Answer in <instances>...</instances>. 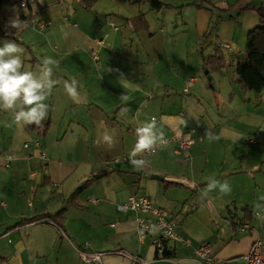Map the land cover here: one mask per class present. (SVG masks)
Masks as SVG:
<instances>
[{"label": "crops", "instance_id": "obj_1", "mask_svg": "<svg viewBox=\"0 0 264 264\" xmlns=\"http://www.w3.org/2000/svg\"><path fill=\"white\" fill-rule=\"evenodd\" d=\"M233 1L228 7L206 2L223 10L239 0ZM161 2L173 10L156 12L115 0H100L91 9H84L81 0H34L19 12L25 26L14 35L23 51V70L38 72L46 56L57 61L50 66L56 83L45 101L46 116L54 127L55 113L89 115L90 154L73 166L58 151L48 159L46 174L44 163L40 158L35 162L31 153L8 174L7 187L0 190V264H85L79 255L83 249L102 253V264H199L196 250L203 243L228 264H243L258 235L264 240V93H244L233 74L245 52L244 42L235 38L244 33L247 40L258 15L254 10L216 14L201 4L186 12L180 0ZM263 3L247 0L244 5L259 8ZM7 9L0 6L4 30ZM140 13L149 33L134 31L132 20ZM216 15L219 21L211 27ZM210 29H217L221 40L207 46L209 58L216 46L226 49L233 72H211L208 83L197 76L207 60L203 38ZM9 39L0 35V47ZM120 73L134 90L121 86ZM72 78L79 82L74 98L64 89ZM123 93L127 100H121ZM152 117L170 142L138 169L123 158L135 146V128ZM52 126L44 139L56 146L65 135L59 140L58 133L50 142ZM105 133L112 136L111 144L103 142ZM34 135L40 142L34 149L41 150L43 139ZM187 137L195 140L188 157L178 152V141ZM209 178L227 180L231 192L216 189L204 196ZM131 195L147 197L176 224L178 238L166 243L172 258L161 257L152 245L155 227L140 240L137 221L144 216L122 208ZM62 210L64 232L49 221L19 225ZM245 224L249 228L241 231Z\"/></svg>", "mask_w": 264, "mask_h": 264}, {"label": "clouds", "instance_id": "obj_2", "mask_svg": "<svg viewBox=\"0 0 264 264\" xmlns=\"http://www.w3.org/2000/svg\"><path fill=\"white\" fill-rule=\"evenodd\" d=\"M21 7H25V5L22 4ZM7 26L17 30L25 26L19 18L18 11L13 18H10ZM21 53V47L14 40H4L3 47H0V110L11 112L17 125H39L47 115L48 105L45 101L56 83L52 79L53 68L50 66L57 64V61L46 56L42 59L38 72L25 71ZM115 71L119 72V69ZM119 83L127 91L134 90V84L130 79L125 78L123 73H120ZM78 84L79 82L75 78L64 82V89L69 97L74 98L78 95ZM120 98L127 100V95L123 93ZM206 134L209 139L213 138L207 131ZM135 135L136 143L129 153L128 159L133 167L139 169L149 163L142 154L153 151L157 145L167 144V141L163 131L158 128L156 117L138 125L135 128ZM102 140L108 144L113 142L112 136L107 133L103 135ZM216 189L222 194L231 192L227 180L221 182L215 178H209L204 196ZM260 199H264V197H260Z\"/></svg>", "mask_w": 264, "mask_h": 264}, {"label": "rangeland", "instance_id": "obj_3", "mask_svg": "<svg viewBox=\"0 0 264 264\" xmlns=\"http://www.w3.org/2000/svg\"><path fill=\"white\" fill-rule=\"evenodd\" d=\"M21 1L22 0H19L18 3L13 4V5H7L9 6V9L5 10L3 12L4 14L2 15H6V17L8 18V21L10 20V18H13L16 15L17 11L20 12L23 10V8H21ZM160 1L169 2V0H160ZM206 1L207 0L200 1L201 7L202 8L204 7L210 12L216 11V14H226V15L231 14V16H234V13L237 11L236 10V11L221 12L220 10H218V8H214L213 7L214 5L211 4V2H206ZM213 1L217 2V4L222 7H228L229 2L231 3L235 2L233 0H213ZM193 2H195V0H180L179 3H182L183 5H185L184 9H181V10H185L186 12L190 11L191 9L194 10L195 6L190 5ZM170 10H173V9H170ZM216 17L217 15L215 16L214 24L212 23L211 27L213 26L215 27L216 26L215 23L219 21V18L218 17L216 18ZM5 29L13 33L15 31V28H11L8 26H5ZM216 30L217 29H214L213 31L212 29V32H211V29H210L208 34L203 38L204 49H205L204 54L206 53L205 57L207 58V61L210 55V52H207L206 50L207 46L210 47L211 43L215 45L218 40H221L220 38H218L216 34ZM149 32H150L149 30L146 31V33H149ZM193 32H194V29L190 30V33H193ZM168 34H171L169 27H168ZM162 37L163 35L160 34L158 35L157 38L161 39ZM16 38L18 39L17 36ZM235 39L237 43L244 42V49L246 50L247 40H245L246 37L244 33L237 35ZM221 50L227 62L226 68L229 70V73L232 74L233 72V70L231 69V63L233 60L232 54H230L224 48H221ZM157 51L159 53H162L161 50H157ZM214 53H215V50H214ZM183 64L186 66L185 62ZM206 69H208L207 71H209L210 73L209 75H207ZM199 70L201 72H200V75L197 77H200L201 82H204V81L208 82V78L209 76H211V72L216 71L215 69L212 68L211 65H208V63L207 65H205L204 63L201 64L199 66ZM233 74H235V72ZM222 75L223 74L216 75V79H219V77H221ZM234 78H236V80L238 79L236 75H234ZM47 119H49V116L47 117ZM53 119H54V122H53L54 127L51 125L53 127V130L51 132L50 139L48 140L52 142V140L57 137L58 133H60L59 140L63 139L64 135H65V138L61 140L60 142H58L56 146L51 145V143L46 145V142H45L46 139L44 138L51 131L49 130V132L47 133L45 137L40 138V139H43L41 140V144H42L41 150H38V149L36 150L34 149V143L36 141V137L34 135V132H32V130L27 126V124L17 125L14 121L13 114L11 112L0 110V154L2 153V155L0 156H3V158H6L9 155H13L14 157L10 168H6L3 165V161L0 160V190H3L4 188L7 187V180H8L7 176L13 171V168H17L16 166L19 163L25 164V162H27L26 158L29 155H31V153L33 154V156H35L34 160L37 163L38 162L40 163L39 155L41 151L44 152L47 157H49L48 158L49 160L51 159L50 157H53V156L57 157L56 154H59L58 153L59 151L61 152L60 155L62 156V159H64L69 165H73V166L77 165V163L79 162H83L87 160V157L90 154L89 151H88L89 154L86 153V151L89 149L88 148L89 144L86 142L87 141L86 137H87V133L90 130V128H88L90 116L86 114H75L74 112H70L69 114H66V115L55 113L54 115H52V120ZM62 123L63 125L66 124V126L61 127L60 124ZM78 123L81 124V127H78V125H80ZM26 143L30 146V149H26L24 147ZM47 148L49 149L47 150ZM50 163L51 162L49 161V164ZM49 170H51V168ZM79 172H81L80 167L77 173Z\"/></svg>", "mask_w": 264, "mask_h": 264}, {"label": "trees", "instance_id": "obj_4", "mask_svg": "<svg viewBox=\"0 0 264 264\" xmlns=\"http://www.w3.org/2000/svg\"><path fill=\"white\" fill-rule=\"evenodd\" d=\"M19 0H0V6L13 5L18 3ZM100 0H81V5L84 9H91L96 2ZM119 3H128V4H137L139 7H144L148 5L152 10L160 12L162 10H170L172 7L170 5L164 4L159 0H115ZM201 0H196L193 6H200ZM247 0H239L235 4L231 5L228 9L220 10L221 12L227 11H239L244 12L248 10H254L258 15V24L249 32L247 36L246 50L244 56L237 59L235 65V75L238 77L239 86L242 88L244 93H255L262 94L264 93V3L261 4L259 8H252L248 4L242 8ZM22 3V2H21ZM23 19V18H22ZM24 20V19H23ZM4 21L0 18V35L3 37H8L18 42L14 33L11 31L4 30L2 28ZM132 25L134 26L135 33L140 31H148V23L146 16L143 13H140L138 17L132 20ZM211 65L213 69L220 70L224 69L227 66L226 59L222 53L220 47H215V55L207 60L204 59L205 65ZM209 75V72H206ZM29 128L37 133L39 138H43L47 135L51 127V120L45 118L41 121L39 125L28 124ZM89 183H86L84 186L79 188L76 193L71 197L72 201H75L80 193L88 187ZM249 216L250 212H247ZM64 210L59 211L56 214H43L36 216L30 220H24L19 225L32 224L40 221H49L55 224L58 229L64 232ZM173 257V254L166 250L163 258L170 259Z\"/></svg>", "mask_w": 264, "mask_h": 264}, {"label": "built area", "instance_id": "obj_5", "mask_svg": "<svg viewBox=\"0 0 264 264\" xmlns=\"http://www.w3.org/2000/svg\"><path fill=\"white\" fill-rule=\"evenodd\" d=\"M34 0H23L21 7L26 9L28 5ZM42 24V23H41ZM43 25V24H42ZM115 30H117L116 25H113ZM167 144L170 142V139L165 138ZM195 140L191 137H187L178 141V152L185 153V156L188 157L187 151L194 144ZM165 144V145H167ZM165 145H157L155 149L151 152H146L142 154L143 158L147 161L158 153V151ZM24 147L29 149V145L25 144ZM34 148H40V142L35 141ZM128 156H125L123 160L127 163L129 162ZM41 161L44 163L43 169L46 174H49L48 169V158L44 152L39 156ZM140 158V157H138ZM14 157L9 155L3 161L5 167H9L12 163ZM148 165V164H147ZM146 165V166H147ZM145 166V167H146ZM122 208L125 211H132L137 214L143 215L138 219V235L142 242L145 241L147 236L151 234L153 228L155 227L158 231V236L152 240V245L157 250L158 254L161 257L164 256L165 251L167 250L166 243L170 240H175L178 238V232L176 224L172 219H170L163 210L156 207L154 203L147 197L131 195L127 201L123 204ZM249 225L245 224L241 231H247ZM258 233V232H257ZM186 246L190 245L189 240L183 241ZM80 258L85 264H102L103 254L99 252H89L86 250H81L79 252ZM196 257L199 260V264H228L227 260H222L214 256L209 244L203 243L196 250ZM166 259V258H165ZM140 263H144V260L140 259ZM243 264H264V240L258 235V237L253 242L249 252L243 257Z\"/></svg>", "mask_w": 264, "mask_h": 264}, {"label": "water", "instance_id": "obj_6", "mask_svg": "<svg viewBox=\"0 0 264 264\" xmlns=\"http://www.w3.org/2000/svg\"><path fill=\"white\" fill-rule=\"evenodd\" d=\"M101 176H96V178H100ZM153 179H156V180H162L161 177L157 176V175H153L152 176Z\"/></svg>", "mask_w": 264, "mask_h": 264}]
</instances>
